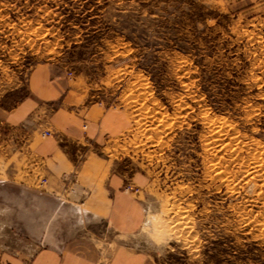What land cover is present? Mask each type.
<instances>
[{
    "label": "rangeland",
    "instance_id": "1",
    "mask_svg": "<svg viewBox=\"0 0 264 264\" xmlns=\"http://www.w3.org/2000/svg\"><path fill=\"white\" fill-rule=\"evenodd\" d=\"M38 71L122 119L99 156L139 190L134 249L158 264H264V0H0V111L34 96ZM14 145L0 125V264H28L49 236L29 156L11 181ZM54 207L61 239L88 233Z\"/></svg>",
    "mask_w": 264,
    "mask_h": 264
},
{
    "label": "crops",
    "instance_id": "2",
    "mask_svg": "<svg viewBox=\"0 0 264 264\" xmlns=\"http://www.w3.org/2000/svg\"><path fill=\"white\" fill-rule=\"evenodd\" d=\"M76 93L69 82L51 80L38 71L33 78L34 96L9 112L0 111V125L10 126L14 140L22 138L23 143L14 145V159L17 154L21 157L11 166V181L17 183L13 180L23 170L25 155L29 156L28 173L39 169L43 190L29 193L28 200L33 204L38 195L50 220L46 227L49 236L28 264H158L132 245L144 224V214L143 206L128 190L133 186L131 178L126 171H118L114 161L99 156L123 121L100 105H85ZM45 132L50 136L43 137ZM52 202L55 210L66 206L67 212L85 219L73 227L87 228L88 233L77 236L79 232H75V237L61 239V234L53 231L59 227L51 221ZM35 216L33 221L29 219L28 228L36 226ZM96 228L108 229L99 237Z\"/></svg>",
    "mask_w": 264,
    "mask_h": 264
},
{
    "label": "built area",
    "instance_id": "3",
    "mask_svg": "<svg viewBox=\"0 0 264 264\" xmlns=\"http://www.w3.org/2000/svg\"><path fill=\"white\" fill-rule=\"evenodd\" d=\"M44 136H49V132H46V134H44ZM128 190L134 191L135 193H139V190H135L132 186H128Z\"/></svg>",
    "mask_w": 264,
    "mask_h": 264
}]
</instances>
